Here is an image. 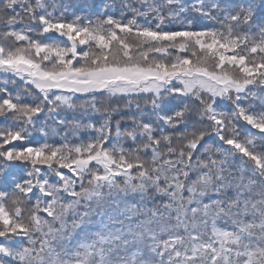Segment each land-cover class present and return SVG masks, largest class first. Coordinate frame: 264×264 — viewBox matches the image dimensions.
Listing matches in <instances>:
<instances>
[{
	"label": "snow or ice",
	"instance_id": "obj_1",
	"mask_svg": "<svg viewBox=\"0 0 264 264\" xmlns=\"http://www.w3.org/2000/svg\"><path fill=\"white\" fill-rule=\"evenodd\" d=\"M0 264H264V0H0Z\"/></svg>",
	"mask_w": 264,
	"mask_h": 264
}]
</instances>
